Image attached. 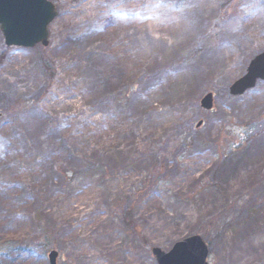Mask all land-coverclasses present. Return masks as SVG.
I'll use <instances>...</instances> for the list:
<instances>
[{"label":"rangeland","instance_id":"1","mask_svg":"<svg viewBox=\"0 0 264 264\" xmlns=\"http://www.w3.org/2000/svg\"><path fill=\"white\" fill-rule=\"evenodd\" d=\"M50 1L48 46L0 30V264H158L192 235L208 264L252 244L241 264H264V81L229 93L264 52V0ZM145 4L176 6L177 34Z\"/></svg>","mask_w":264,"mask_h":264},{"label":"water","instance_id":"2","mask_svg":"<svg viewBox=\"0 0 264 264\" xmlns=\"http://www.w3.org/2000/svg\"><path fill=\"white\" fill-rule=\"evenodd\" d=\"M57 14V7L50 0H0V30L5 44L29 48L38 44L48 46L49 26ZM258 81H264V52L250 61L245 75L230 86L229 92L233 97L243 95ZM214 102V94L209 92L202 97L200 105L211 111ZM152 253L158 264H208L209 247L202 236L192 235L177 241L169 251L155 247ZM48 258L50 264H58L59 252L50 250Z\"/></svg>","mask_w":264,"mask_h":264},{"label":"bare ground","instance_id":"3","mask_svg":"<svg viewBox=\"0 0 264 264\" xmlns=\"http://www.w3.org/2000/svg\"><path fill=\"white\" fill-rule=\"evenodd\" d=\"M201 8H202V5L196 7L193 11H197L199 9L201 10ZM142 9L144 11L153 12L151 16L156 20V26H157L156 29L158 30L159 38L161 39V41L165 42L164 36L171 37L177 34V31L179 29L178 28L179 21L176 17H173L174 15H176L174 13L176 6H172V7L160 6L159 7L156 4H145L143 5ZM168 47H169V44H168ZM260 250H261V247L259 244H252L251 246L247 247L242 253L236 255L233 258V263L241 264V262L244 261L245 257H248V255H251V254L257 257ZM244 264H248V262H245Z\"/></svg>","mask_w":264,"mask_h":264},{"label":"trees","instance_id":"4","mask_svg":"<svg viewBox=\"0 0 264 264\" xmlns=\"http://www.w3.org/2000/svg\"><path fill=\"white\" fill-rule=\"evenodd\" d=\"M242 141H240V140H238L237 142H235L229 149H228V152H230V153H234L235 152V150H236V148L237 147H239V143H241ZM225 157H226V151H222V159H223V161H224V159H225ZM83 161H84V163H87V165H85V166H89V167H91V164L93 165V166H95V164L94 163H91L90 161H89V159L88 158H85V159H83ZM264 197V185L262 184L261 186H260V188L258 189V191L256 190V194L252 197V198H259V197ZM133 207H134V205H129V203H128V201L127 202H125V203H123L121 206H120V216H119V220H120V222H121V224L125 227V228H128V229H130V230H134V228H135V222H134V217H133ZM119 212V211H118ZM219 232L220 231H218L216 234H217V236H220L219 235Z\"/></svg>","mask_w":264,"mask_h":264}]
</instances>
